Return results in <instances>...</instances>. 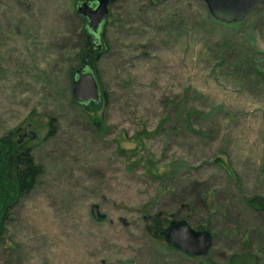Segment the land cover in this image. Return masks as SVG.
Wrapping results in <instances>:
<instances>
[{"label": "rangeland", "instance_id": "obj_1", "mask_svg": "<svg viewBox=\"0 0 264 264\" xmlns=\"http://www.w3.org/2000/svg\"><path fill=\"white\" fill-rule=\"evenodd\" d=\"M78 1L0 0V138L42 170L8 209L0 264H199L149 232L181 204L211 264H264V210L247 203L264 198V3L225 24L202 0H116L89 58L104 97L86 107L67 76L89 50Z\"/></svg>", "mask_w": 264, "mask_h": 264}, {"label": "water", "instance_id": "obj_2", "mask_svg": "<svg viewBox=\"0 0 264 264\" xmlns=\"http://www.w3.org/2000/svg\"><path fill=\"white\" fill-rule=\"evenodd\" d=\"M115 0H80L76 4V13L86 21V27L94 39L93 50H100L101 27L107 19L109 7ZM210 16L222 23L233 24L255 12L264 0H202ZM73 100L82 106H98L102 99V90L93 67L85 62L73 75L71 81ZM30 139H35L31 133ZM184 205L171 215L172 219L159 233L167 245L187 256L197 258L207 256L212 246V234L206 229L194 228L179 212ZM91 216L96 221H103L98 204L90 207Z\"/></svg>", "mask_w": 264, "mask_h": 264}, {"label": "trees", "instance_id": "obj_3", "mask_svg": "<svg viewBox=\"0 0 264 264\" xmlns=\"http://www.w3.org/2000/svg\"><path fill=\"white\" fill-rule=\"evenodd\" d=\"M73 14L75 18L78 19L79 21V26H78V28L80 29V33L78 36L79 40L80 42L86 44V47H88L89 50L86 51L85 54H81V51L77 52L78 55L77 61L80 62V64L70 67L68 69L67 76L70 83L77 69H79L85 62L90 64L89 58L90 56H92V53H95L94 60L97 61L101 53L104 51L105 29L107 23V19H106L101 27V36L99 40V43L101 44L100 50L91 51L93 50L92 44L94 43V39L86 27V21L84 20V18L78 15L75 10ZM109 15L110 13H108L107 18L109 17ZM259 54H260L259 57H257V55L253 57V61H252L254 65L253 69L256 78L259 81L260 80L264 81V52H260ZM224 56L225 53L222 54V57L220 59L222 60ZM94 72L98 79L97 70L95 66H94ZM98 82L100 84L99 79ZM102 95H103L102 97H104V93H102ZM72 102L76 103L73 100V97H72ZM86 107H90V106H86ZM95 123L100 124L101 122L99 120H96ZM14 138H15L14 132L12 134H9L8 136H4L0 138V236L4 230V224L7 217L6 214L8 212V209L11 208V206L16 201V199H18L21 195L31 190L37 178L42 174L41 167L36 164L34 156L32 154V146H28V145L24 146V144L18 143V140H14ZM28 138H30V136H28ZM8 156L12 158L11 160L13 164V178H11L10 175L8 176L6 171L8 167L6 166L5 162L7 161ZM247 203L251 206L254 207L256 206L258 210H264V198L254 196L248 199ZM182 205H184L185 208H187V204H181L180 206ZM170 218L171 215H169L168 218H163L160 217L159 215L153 216L152 229L149 231L150 235L158 236L159 233L164 229L166 224L171 220ZM192 227L198 229L201 228V226L199 225H195ZM249 257L252 258L253 261L252 264H257L255 257H252L250 255ZM195 259H200L199 264H211L207 256L197 257Z\"/></svg>", "mask_w": 264, "mask_h": 264}, {"label": "flooded vegetation", "instance_id": "obj_4", "mask_svg": "<svg viewBox=\"0 0 264 264\" xmlns=\"http://www.w3.org/2000/svg\"><path fill=\"white\" fill-rule=\"evenodd\" d=\"M179 213H180V212H179ZM170 219H172V217H171Z\"/></svg>", "mask_w": 264, "mask_h": 264}]
</instances>
